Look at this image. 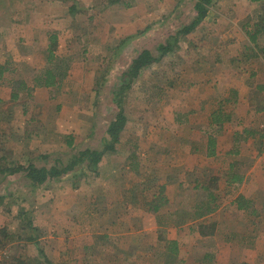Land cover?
<instances>
[{
  "label": "rangeland",
  "instance_id": "rangeland-1",
  "mask_svg": "<svg viewBox=\"0 0 264 264\" xmlns=\"http://www.w3.org/2000/svg\"><path fill=\"white\" fill-rule=\"evenodd\" d=\"M109 1L0 0V65L7 63L9 70L0 82V144L7 164L63 167L73 153L99 148L115 111L109 93L114 79L108 77L97 97L94 82L118 42L148 29L123 46L113 64L117 69L109 75L119 74V68L142 49L154 53L194 13L191 5H183L187 0ZM178 1L181 8L174 9ZM74 2L77 12L70 14L68 7ZM214 2L197 30L135 81L125 97L127 122L119 143L104 154L96 173L80 165L39 188L30 187L22 173L0 177V227L19 237L0 250V264L8 256L42 262L38 249L53 264L85 260L93 264H264V211L254 223L248 212H236L231 200L239 187L215 192V213L191 218L202 196L190 189L192 181L200 179L199 171L220 174L231 163L224 155L206 162L201 159L205 136L198 127L205 126L204 117L215 108L213 97L204 103L202 99L207 93L233 90L231 83L254 91L256 83L264 82L258 78L247 83L249 71L261 74L262 70L258 62L253 67L244 64L241 54L246 43L241 26L246 16L256 15L258 6L249 0ZM49 30L57 32L55 53L67 64L62 66L67 75L60 89L47 88L42 94L22 91L17 100H11L10 82L25 80L31 85L34 71L43 69L42 49ZM259 43L264 45V37ZM27 44L34 46L32 53H27ZM190 88L196 92L188 94ZM227 95L232 96L230 91ZM190 111L191 120L186 122L185 113ZM234 118L238 119L233 112ZM245 121L249 129H255L264 115L246 116ZM235 129L242 126L234 124L229 132ZM68 135H74L75 149L66 146ZM250 146L255 150L257 141L250 140ZM246 159L250 156L235 160L243 162L237 172L244 171ZM192 164L196 170L187 171ZM160 187L170 202L153 214L147 204ZM262 197L258 204L263 203ZM28 221L30 228L25 227ZM199 222H215L217 238L200 239ZM135 233L143 235V240ZM34 234L37 246L25 241ZM158 236L177 241L178 258L163 253ZM106 241L105 248L96 249L97 243ZM133 243L136 249L131 251ZM100 251H104L101 257Z\"/></svg>",
  "mask_w": 264,
  "mask_h": 264
},
{
  "label": "trees",
  "instance_id": "trees-1",
  "mask_svg": "<svg viewBox=\"0 0 264 264\" xmlns=\"http://www.w3.org/2000/svg\"><path fill=\"white\" fill-rule=\"evenodd\" d=\"M122 0H110L108 4H116ZM182 1V0H180ZM250 3L256 4L258 9L255 16L248 15L246 16L242 26L241 31L245 36L246 43L243 46L242 59L244 64H247L249 67H253L256 62L260 64L261 70L264 71V45L259 43L260 38L264 37V0H249ZM189 4L192 6L193 15L190 21L181 25L174 34L169 35L163 43L158 44L155 47V52L153 53L150 50L142 49L129 61L128 64L124 65L123 68H119L121 72L119 74H111L112 71L117 69L113 67V64L117 62V59L120 55V50L126 45L127 42L131 41L134 38L144 35L148 30L145 28L142 31L135 33L134 35L127 36L120 40L115 47V50L111 53L107 61V65L104 70L95 77L94 82V93L96 97L100 94L101 89L108 83V77L114 79L112 83L113 87L110 90L111 94V104L115 106V111L113 117L108 120L106 128L99 139V148L91 149L89 147L73 153L69 159L66 161V164L63 167L51 166L47 167H37L33 163L28 162L24 165H14L7 164V156L5 155V150L0 144V177L11 176L14 174H24L25 178L29 181V186L32 188H39L46 182L50 180H60L66 173L73 171L76 167L80 165H85L86 168L93 170L101 162L102 157L106 153L113 152L115 146L119 143L120 134L124 129V126L127 122V117L125 115L124 105L125 97L127 93L131 90L135 81L146 71L151 69L154 65L159 64L164 58L168 55L174 53L175 48L179 45V42L183 40L188 34L193 32L196 27L202 23L210 8L214 5V0H187L184 4ZM181 8V4L178 1L174 9ZM70 14L77 12V6L75 2L68 7ZM177 11V10H175ZM58 47V36L57 32L54 30H49L47 33V45L44 49V63L45 67L39 71H34L32 77V87H28L24 81H12L11 85V100H17L20 97V92L30 93L35 87H44V88H56L59 89L63 79L67 75V68L63 65H67L63 59H60L56 55V50ZM216 60V59H215ZM176 65L175 63H169V66ZM7 63L4 67L0 65V82L4 81L5 73L8 72ZM257 73L252 69L250 71V76H254ZM263 84H257L255 86L256 94L252 97L250 105L254 107L256 112L264 111V94ZM230 121V112H228L224 105H219V108L211 113L209 118L207 140L205 145V155L207 157H213L216 153V137L221 133L223 129V124ZM260 133L264 135V128ZM244 133V131H243ZM261 135V136H262ZM89 137V136H88ZM65 144L69 149H75L73 146L74 135H68L65 137ZM245 137L243 135L235 134L233 139L234 148L229 150L227 153L236 154L238 151L237 142ZM239 146V145H238ZM5 162V163H4ZM231 172L232 167H229ZM229 172V171H228ZM75 176V173L73 174ZM218 176H209L207 182L200 184L195 180V190L203 192V196L197 203H195L191 213V218L201 219L205 216H208L216 211L217 205L215 204L216 195L213 190H217L216 182L218 181ZM242 181V175L231 174L226 178L227 185L234 183H240ZM159 193L153 197V199L147 204L148 211L155 214L160 208L168 203L169 199L163 195L164 187L159 188ZM1 199V197H0ZM234 204L238 210H247L248 202L244 199L243 196L238 195L234 199ZM255 213V210H253ZM32 225L31 221H28L25 225L26 228H30ZM216 228L215 222H199L196 224V232L202 236L207 237L211 236L214 233ZM19 237L15 233L10 232L6 227H0V250L5 249L6 246L12 245L17 241ZM158 240L163 242V252L171 256V258H177L178 255V245L175 240L164 239L158 236ZM25 241L32 243L34 246H37V236L30 235L25 238ZM40 256H42V262H37L36 264H53L49 260L44 252L38 249ZM23 258L21 256H8L3 260V264H33L37 259L30 260ZM246 264V263H240Z\"/></svg>",
  "mask_w": 264,
  "mask_h": 264
},
{
  "label": "crops",
  "instance_id": "crops-1",
  "mask_svg": "<svg viewBox=\"0 0 264 264\" xmlns=\"http://www.w3.org/2000/svg\"><path fill=\"white\" fill-rule=\"evenodd\" d=\"M201 24L202 23H200L196 27L195 30H197V28ZM30 26H33V25L31 24ZM46 45H47V43H45L43 45V47L45 48ZM33 47L34 46L27 44L26 45V49L29 50V52H27V53H32L31 49H33ZM196 63H198V61H196ZM43 65H44L43 67H45V63ZM36 71H38V69ZM256 71L257 70H255V72ZM258 72L259 71H257V73L252 77V76H250V71H249L245 75V77H246L245 80L247 81V83H248L249 80H254V79H258V78H264V71H260V72H262L261 74L258 73ZM32 77H33V75H32ZM23 81L28 87H32L33 83L31 85H29L25 80H23ZM31 82H32V79H31ZM256 84H258V83H256ZM259 84H264V82L261 81V83H259ZM229 86L233 89V90H231V89L228 90V92L230 91V93L232 94L231 97H227L228 96L227 95L228 92L226 91L227 92L226 93L225 91H223L219 95H217L215 93H210V94L207 93L206 97H204L202 99L203 101H201V102L204 103V102H208L209 98L213 97L214 98V102H215V108L213 110H211L208 113V115H206L204 117L205 126H202V127L199 126L198 128L200 129V132H202V134H204V136H205L204 139L202 138V151H201V153H202V157H201L202 161L206 162V161H209L211 159L217 158L219 155H224V156L230 158L231 163L228 164V168H227L226 172H224V173L221 172L220 173L222 175H220L218 173H212V172L209 173V171H207V170H200L199 171L200 172V179H194L192 181L193 185L191 186L190 189L193 190V191L195 190V188H194V186L196 184L195 180H197L200 184H204L205 182H207V179H208L209 176H218V178H219L218 181L216 182L217 190H213L214 192H218L222 188H223V190H228V189H235V188L239 187L240 189L238 190L236 195L233 196V198L231 200L233 208L238 213L239 212H248V214L251 215L249 217L250 223H254V222H256L255 219L258 217V214L260 212L264 211V135H262L260 133L262 131V130H260L261 129V127H260L261 121L257 122L258 125H256L254 127L255 129H252V128L249 129V127H247V125H245L246 124L245 117L248 116V117L252 118V117H254L255 114H261V113L264 115V111L256 112L254 107H252L250 105V101H251L252 97L257 93L256 89H254V91L253 90H249L248 88L245 87L244 84L242 86H240V84L233 85L231 83ZM230 87H228V88H230ZM44 89H47V88L35 87L32 90V92H34V93L38 92V94H42ZM48 89H50V88H48ZM54 89L56 90V88H54ZM263 90H264V86H263ZM194 92H196L194 88H192V89L190 88L188 90V94H191V93H194ZM261 93L263 94V92H261ZM220 96H222V97H220ZM221 104H223L224 108L228 112H230V121L223 124V129H222L221 133L218 134V136L216 137V153H215V155L213 157H207L205 155V145H206V140H207L206 132H208L209 118H210L211 113H213L215 110H217L219 108V105H221ZM228 104H231V106L227 107ZM200 106H202V105H200ZM237 110H238V112H240L239 114H238V112L236 113ZM233 112L238 117V119H236V118L233 119ZM189 113H191V111L185 113L187 116L184 117L185 118L184 121H186V122L188 120L190 122V120H191V117L189 116L190 115ZM190 124L192 125V123H190ZM234 124H236V126H238V128H240L242 126V129L241 130L235 129L231 133V132H229L230 131L229 128H231ZM191 125L189 126V128L191 127ZM205 128H206V130H205ZM243 131H244V133H243ZM235 134L243 135L245 137V139L242 138L240 140V142H237L238 145H239V146L236 145V147H238L237 153L229 155L227 152L235 147L234 146L235 144H233V139L235 138ZM227 138L230 139L229 142L231 143V145L228 144L229 142L227 143L225 141V139L227 140ZM119 140H120V138H119ZM250 140L251 141H253V140L257 141V146L258 147L255 148V150L253 149L252 146L248 147L249 143H250ZM225 144H228V145H225ZM191 145H192L191 147L195 150L196 148L194 146V143H192ZM244 149H246V150H244ZM247 156H248V158L250 156V159H246V160H248L246 162V166H245L246 168L244 169V171H238L237 172L236 171L237 165L239 167V166L243 165V162L238 164L235 160H238L239 158L240 159H245V158H247ZM230 166L232 167L231 172L229 170ZM98 168H99V164L97 165L95 170L97 169V171H98ZM186 170L187 171L189 170V172L190 171L194 172V170H196V167H195V165L193 166V164H192V167H190V169H186ZM234 173L242 175V181L240 183H234V184H231V185L228 186L227 183L225 182L226 178L228 177V175H231V174H234ZM184 174L186 175V174H188V172H184ZM221 183L223 184L222 187L220 185ZM195 191L199 192L201 195L203 194V192H201L199 190H195ZM238 195L243 196L244 199L248 202L247 210L246 209L245 210H238L236 208V205L234 204V199ZM260 195L263 196L262 197L263 203L259 202V204H258ZM216 201H217V196H216ZM216 201H215L214 205L217 204ZM169 202H170V199H169L168 203ZM168 203H166V204H168ZM217 207H218V205H217ZM256 207H260V210L256 209ZM252 209L255 210V213H253ZM216 210H217V208H216ZM157 213H155V214H157ZM213 213H215V212H213ZM216 229H217V226H216V228L214 230V233L211 236L202 237L198 233H197V235L199 236L200 239H204V238L206 239V238H210V237L217 238V236H216L217 230ZM244 232H245V230L241 231L242 234ZM134 235L136 236L137 239L143 240V238H142L143 235H137L136 233ZM145 236H146V234H145ZM169 240H175V239L171 238ZM107 244H108L107 241L106 242H102V244L101 243H97V245L95 247H96V249H103V248H105V245H107ZM132 245L131 246L129 245L132 248L131 251L136 249L135 244L133 243ZM86 248L87 249H92L93 247L92 246H87ZM125 250H127V249H125ZM103 252L104 251H100L99 252V254H98L99 257H101ZM125 254L130 255V253H128V252H126ZM134 254H136V252ZM178 256H179V249H178L177 258H178ZM206 257H208V255H206ZM81 264H93V261L90 262L89 260H85V262L84 263L82 262ZM246 264H248V263H246Z\"/></svg>",
  "mask_w": 264,
  "mask_h": 264
},
{
  "label": "built area",
  "instance_id": "built-area-1",
  "mask_svg": "<svg viewBox=\"0 0 264 264\" xmlns=\"http://www.w3.org/2000/svg\"><path fill=\"white\" fill-rule=\"evenodd\" d=\"M261 128H264V121L260 125Z\"/></svg>",
  "mask_w": 264,
  "mask_h": 264
}]
</instances>
